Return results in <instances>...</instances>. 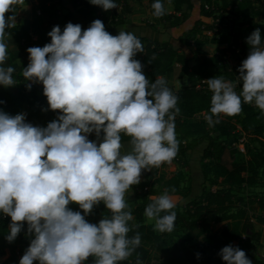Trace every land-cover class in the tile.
Masks as SVG:
<instances>
[{
    "label": "clouds",
    "instance_id": "obj_1",
    "mask_svg": "<svg viewBox=\"0 0 264 264\" xmlns=\"http://www.w3.org/2000/svg\"><path fill=\"white\" fill-rule=\"evenodd\" d=\"M108 11L115 0H89ZM25 0H0V85L14 86L16 69L8 60L6 29L16 27L17 8ZM153 15L166 14L162 0H154ZM13 13L12 15H6ZM51 42L27 49L29 63L22 69L30 90L42 83L49 108L58 118L46 127L26 121V113L0 110V213L11 217L6 239L13 242L27 223L34 236L19 264H120L141 244L138 224L125 196L141 182L142 170L171 164L179 151L175 118L178 96L167 81H150L141 61V40L132 32L110 34L100 19L87 29L68 22L48 33ZM250 52L238 69V83L223 76L207 79L212 91L209 125L221 114L236 116L242 104H254L264 113V44L261 30L247 37ZM155 57H152L154 59ZM0 103H3L0 101ZM47 111L48 109H44ZM95 132L101 142L88 138ZM122 134L130 137V151L122 153ZM101 202L110 210L99 223L85 217ZM70 203L79 205L73 211ZM176 202L165 189L145 210L154 231L171 233L177 220ZM219 255L227 264H253L245 251L228 245ZM197 258L200 254L197 253ZM136 264H141L137 258Z\"/></svg>",
    "mask_w": 264,
    "mask_h": 264
},
{
    "label": "trees",
    "instance_id": "obj_2",
    "mask_svg": "<svg viewBox=\"0 0 264 264\" xmlns=\"http://www.w3.org/2000/svg\"><path fill=\"white\" fill-rule=\"evenodd\" d=\"M32 1L35 3L32 17L16 22L15 28L6 29L11 33L8 60L16 69L13 77L17 81V91L0 89V101L3 102L0 110L14 116L26 109L30 118L39 121L38 126L42 127L57 119L58 110L49 108L42 83L32 85L30 90L27 87L30 81H26L22 74V69L29 63L27 49L50 43L48 33L56 25L61 31L68 22L79 23L82 29H87L96 19L102 20L112 35H118L120 30L134 33L144 46V52L137 53L134 59L141 61L146 78L150 81L156 78L166 80L167 86L179 98L181 111L175 118V132L180 144L178 159L175 158L187 172L180 170L167 178L160 168L142 170L131 209L134 219L129 222L139 225L129 236L139 231L141 244L128 260L120 264H136L137 258L141 264H227L219 253L228 245L244 250L253 264H264V252L252 240L242 239L246 230L254 229L253 222L245 210H232L237 194L245 187L259 186L264 173V113L254 104H242L239 115L221 114L218 123L213 117L212 125L206 120L213 95L207 79L223 76L225 80L237 83V93L242 91L243 82L238 83V69L250 52L247 37L259 28L264 44V21L254 20L258 17L264 19V0H162L163 3H172L174 11H166L159 18L153 17L156 22L168 25V38H164L153 23L148 26L149 34H141L139 26L132 25L128 16L132 12L130 0H115L118 8L111 9L110 16L103 14L100 6L92 5L89 0ZM153 3L154 0L151 9ZM19 11L17 8L16 18ZM229 13L246 19V22H241L245 29L222 34L217 52L210 54L205 46L216 40ZM43 14H47L49 19L45 20ZM206 31L213 32L212 38ZM31 34L37 39H33ZM175 79L180 81L177 88ZM198 115L202 117L197 118ZM103 135L102 132L98 139L93 132L88 138L101 142ZM241 140L244 150L237 147ZM129 142L130 137L122 134V153H127ZM196 156L197 167L193 164ZM207 184L217 186V189H210ZM165 189L170 196L181 198L174 209L177 212L175 230L186 234V244L176 241L174 231L159 233L154 231V224L146 222V206L155 199L152 196L159 197ZM69 207L83 214L78 204L70 203ZM105 215L110 216L111 212L101 202L85 218L98 224ZM238 220H244L241 229L233 225ZM259 220L264 223V215ZM10 223L11 217L0 213V264H19L34 238H26L25 222L16 239L18 242L24 239V247L16 240L9 242L6 236ZM218 224L221 225L220 235L212 232V227ZM253 237L258 239L260 234L254 232ZM197 253L200 254L199 259ZM89 261L90 257L83 264H90ZM34 264H39V261H34Z\"/></svg>",
    "mask_w": 264,
    "mask_h": 264
},
{
    "label": "rangeland",
    "instance_id": "obj_3",
    "mask_svg": "<svg viewBox=\"0 0 264 264\" xmlns=\"http://www.w3.org/2000/svg\"><path fill=\"white\" fill-rule=\"evenodd\" d=\"M26 1V0H25ZM30 0H27L26 3L30 4ZM130 3L132 5V17H134L135 21L139 23V25L137 24H132V25H137L139 27H143L142 30L145 31V29L147 28V26H149L151 23H153L157 29L160 30V32H162L163 37L164 38H168L169 37V31L167 29L168 25L162 24V23H158L156 22L155 18L153 17V12L151 9V0H130ZM164 6L166 11H174V5L173 4H169L164 2ZM29 13V7L26 8ZM101 12L103 14H107L108 16H110V10L105 11L103 10V8L100 6ZM246 19H244L243 17H236L234 14L229 13L226 16V20L223 23V28H221L216 37H215V41L214 42H209L206 46L205 49L210 53V54H215L217 52V47H218V41L219 38L221 37L222 34H229L231 31L235 32L237 30H244L245 26L241 25L242 21H245ZM254 20H259V21H264V19L262 17H258L255 18ZM246 22V21H245ZM120 28H122V26H120ZM134 31V30H133ZM159 32V33H160ZM206 34L212 38L213 36V32L211 31H206ZM179 80L175 79L174 80V84L175 87L177 88L179 86ZM17 91V87L15 85V87H13V92ZM27 111V110H25ZM29 112V111H28ZM26 113V121L32 123L34 126H38L39 122L36 120V123H34L35 121H33V119L30 118L29 113ZM202 117V115H198L197 118ZM98 141V140H96ZM239 145V144H238ZM240 147L243 148L244 150V145L240 144ZM130 151V148L127 149V152ZM177 158V157H176ZM173 159V161L171 162V164L168 165H162L160 167V171L163 172L165 174V176L167 178L172 177L176 172L180 171V170H184L185 172H187L186 168H183L180 163H178V158L177 159ZM193 164L194 166H198V157L196 156V158H194L193 160ZM207 187L210 189H217V186H210L207 184ZM138 191V185H133L132 189L129 190L128 193H126L125 199L129 205V207L132 209L133 208V200L136 197V192ZM158 196H152V198H156ZM173 198V200L177 203L179 200H181V198L179 196H171ZM235 205L233 207V211H238V210H245L246 211V215L248 218L251 219V221L254 224V229L251 230H246L243 235H242V239L243 240H252L261 250V252H264V223L261 222L259 220L260 217H262L264 215V173L262 175V178L260 180V185L256 186L254 188H248L245 187L241 192H239L235 198ZM146 222L147 223H152L154 224V221H148L146 218ZM244 224V220H238V221H234L233 225L235 228L237 229H241L243 227ZM220 227L221 225L218 224L216 226H213L212 228V232L214 234L220 235ZM255 233H259L260 237L257 239L255 237H253ZM174 233H175V238L176 241L181 243V244H186L188 243L187 241V236L186 234H184L181 230H175L174 229ZM30 237L29 235H26V238ZM16 243H18L19 245H23L24 243V239H22L20 242H18L16 240ZM22 255V253L20 254V256ZM7 256L4 257V259H6ZM94 260L95 257L90 256V264H94ZM12 264V263H10ZM200 264H205V262H201Z\"/></svg>",
    "mask_w": 264,
    "mask_h": 264
},
{
    "label": "crops",
    "instance_id": "obj_4",
    "mask_svg": "<svg viewBox=\"0 0 264 264\" xmlns=\"http://www.w3.org/2000/svg\"><path fill=\"white\" fill-rule=\"evenodd\" d=\"M27 1V0H26ZM26 1H25V5H24V9H20V11H19V13H18V16H17V18H16V22H20V20H22V19H30L31 17H32V9H33V5L35 4L34 3V1H32V0H30L31 2H30V4H28V3H26ZM130 2V1H129ZM151 2H152V0H151ZM166 3H169V4H172V3H170V2H166ZM130 5H131V3H130ZM29 7V13L27 12L28 10L26 9V8H28ZM131 7H132V5H131ZM169 12H172V11H169ZM128 16H129V18H131L132 19V22H133V24H137V25H139V23L138 22H136L135 21V19H134V17H132V12L131 13H129L128 14ZM43 17H44V19L45 20H48L49 19V17H48V15L47 14H43ZM139 28V31H140V33L141 34H149V27L147 26V28L145 29V31L144 30H142V28L143 27H138ZM144 29V28H143ZM9 43V45H10V42H8ZM5 66H11V63L9 62V60H7V62H6V65ZM13 87H15V85L14 86H11V87H5V86H3V85H0V89H5V90H9V91H12L13 92ZM24 110H26V109H24ZM28 112V110L26 111V113ZM29 113V112H28ZM33 121H35L34 123H36V120H33ZM39 122V121H38ZM98 143H99V141H97Z\"/></svg>",
    "mask_w": 264,
    "mask_h": 264
},
{
    "label": "built area",
    "instance_id": "obj_5",
    "mask_svg": "<svg viewBox=\"0 0 264 264\" xmlns=\"http://www.w3.org/2000/svg\"><path fill=\"white\" fill-rule=\"evenodd\" d=\"M31 35H32L33 39H37V37L35 35H33V34H31ZM29 83H31V81ZM33 85H36V84H33ZM21 113H26V111L25 110H22ZM242 142H243V140H241V143L240 144H242ZM240 144L237 145V147L243 150V148L240 147ZM234 146H235V144H234Z\"/></svg>",
    "mask_w": 264,
    "mask_h": 264
}]
</instances>
